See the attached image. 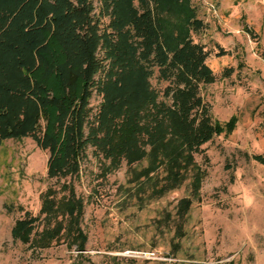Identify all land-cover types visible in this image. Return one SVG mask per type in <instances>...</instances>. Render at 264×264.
<instances>
[{
    "label": "rangeland",
    "instance_id": "rangeland-1",
    "mask_svg": "<svg viewBox=\"0 0 264 264\" xmlns=\"http://www.w3.org/2000/svg\"><path fill=\"white\" fill-rule=\"evenodd\" d=\"M178 2L205 25L190 35L210 52L208 64L218 75L201 95L219 135L204 154L168 141L131 167L111 168L89 151L53 179L47 153L31 139L3 142L0 264H264V162L253 157L264 158V0ZM157 6L170 48L185 38L188 15L172 0ZM221 51L226 55L218 57ZM223 66H232L233 75L220 78ZM174 179L182 180L162 191ZM47 200L56 207L80 201L74 231L68 214L47 217ZM26 211L38 218L36 242L22 245L11 228Z\"/></svg>",
    "mask_w": 264,
    "mask_h": 264
},
{
    "label": "trees",
    "instance_id": "trees-1",
    "mask_svg": "<svg viewBox=\"0 0 264 264\" xmlns=\"http://www.w3.org/2000/svg\"><path fill=\"white\" fill-rule=\"evenodd\" d=\"M172 1L187 13V28L182 42L166 48L157 0H0V145L31 139L48 155L49 179L71 171L89 151L111 168L152 159L168 141L204 154L221 126L201 89L218 75L210 52L190 35L204 23ZM220 73L229 78L234 68ZM80 209L79 200L60 207L46 201L47 217H71L69 231ZM37 220L24 212L11 228L13 241L34 244Z\"/></svg>",
    "mask_w": 264,
    "mask_h": 264
},
{
    "label": "built area",
    "instance_id": "built-area-1",
    "mask_svg": "<svg viewBox=\"0 0 264 264\" xmlns=\"http://www.w3.org/2000/svg\"><path fill=\"white\" fill-rule=\"evenodd\" d=\"M151 256H153V254L151 253Z\"/></svg>",
    "mask_w": 264,
    "mask_h": 264
}]
</instances>
